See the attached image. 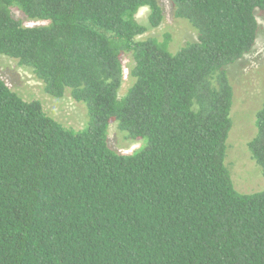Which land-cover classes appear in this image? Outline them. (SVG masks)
<instances>
[{"label": "trees", "instance_id": "16d2710c", "mask_svg": "<svg viewBox=\"0 0 264 264\" xmlns=\"http://www.w3.org/2000/svg\"><path fill=\"white\" fill-rule=\"evenodd\" d=\"M169 1L196 33L176 50L141 38L158 0H0V55L86 109L67 127L0 79V264H264V186L238 191L226 162L229 67L253 49L264 0ZM111 123L142 145L112 149ZM254 124L264 178V100Z\"/></svg>", "mask_w": 264, "mask_h": 264}, {"label": "rangeland", "instance_id": "374dc122", "mask_svg": "<svg viewBox=\"0 0 264 264\" xmlns=\"http://www.w3.org/2000/svg\"><path fill=\"white\" fill-rule=\"evenodd\" d=\"M163 11V20L160 25L150 28L142 37H156L162 39L165 34L170 35L169 48L176 50L186 41L196 38L193 28L185 21L173 14V7L169 0H158ZM148 8L139 9L136 17L142 23L146 22ZM16 19L24 25H33L39 22L28 21L17 9L12 10ZM259 22L258 36L253 49L241 60L229 67L230 79L234 89L232 106V127L228 138L227 165L230 169L235 188L240 192H253L264 186V178L260 167L251 158L247 144L255 133V113L264 100V17L257 14ZM124 67L123 90L129 82L128 70L131 59L128 55L122 58ZM0 79L24 99H37L41 102L44 111L67 127L80 129L86 118V109L83 104L73 100L68 92L61 98L47 95L42 83L32 71L18 64L17 60L0 55ZM108 143L112 149L123 153H131L142 141H132L117 128L115 123L110 124Z\"/></svg>", "mask_w": 264, "mask_h": 264}]
</instances>
